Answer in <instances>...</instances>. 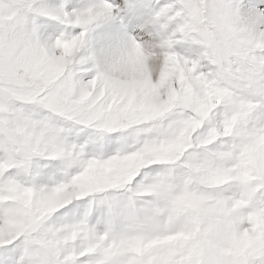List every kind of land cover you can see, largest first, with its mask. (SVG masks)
I'll return each instance as SVG.
<instances>
[{"label": "snow or ice", "instance_id": "1", "mask_svg": "<svg viewBox=\"0 0 264 264\" xmlns=\"http://www.w3.org/2000/svg\"><path fill=\"white\" fill-rule=\"evenodd\" d=\"M0 264H264V0H0Z\"/></svg>", "mask_w": 264, "mask_h": 264}]
</instances>
